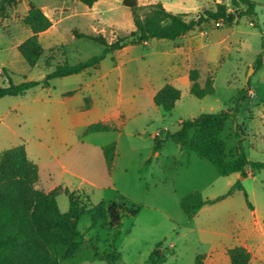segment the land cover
I'll use <instances>...</instances> for the list:
<instances>
[{"label": "rangeland", "instance_id": "rangeland-1", "mask_svg": "<svg viewBox=\"0 0 264 264\" xmlns=\"http://www.w3.org/2000/svg\"><path fill=\"white\" fill-rule=\"evenodd\" d=\"M40 7L52 25L38 35L44 53L34 66L26 64L17 45L31 35L23 18L28 2ZM142 6L164 1L170 11L197 15L229 0H137ZM256 2L255 16L232 25L209 21L175 40L149 39L107 53L97 68L55 77L23 95L0 98V157L5 149L24 145L27 157L38 165L36 187L44 191L68 188L79 193L90 208L100 202L121 207L119 235L108 220L91 224L90 214L77 223V250L61 264H108L93 257L118 251L116 264H154L153 250L163 257L157 264H230L228 248L248 245L256 253L253 264H264V170L220 175L206 159L186 152L171 140L153 151V136L178 128L181 120L201 113L229 112L221 134L228 157L238 155L264 161V62L254 68L263 50L264 0ZM175 4V5H173ZM167 9V8H166ZM257 24L254 26L253 23ZM134 30L131 11L121 0H97L86 6L77 0H22L0 16V84L7 69L14 84L41 81L58 63L69 65L100 55L103 46L74 31L101 34L107 42ZM54 56L47 65V58ZM198 81H213L214 93L197 98L189 93L188 72ZM165 84L181 92L170 111L153 103ZM245 89V99L233 112L234 100ZM89 98V109L84 108ZM96 122L116 130L87 132ZM240 140V141H239ZM116 143L109 169L101 147ZM150 160L146 163L147 160ZM240 182L247 193L234 188L215 202L204 204L188 218L181 197L197 190L205 199L225 195ZM58 209H68V197L59 192ZM137 212L131 214L130 209Z\"/></svg>", "mask_w": 264, "mask_h": 264}, {"label": "trees", "instance_id": "trees-1", "mask_svg": "<svg viewBox=\"0 0 264 264\" xmlns=\"http://www.w3.org/2000/svg\"><path fill=\"white\" fill-rule=\"evenodd\" d=\"M22 0H0V16L5 14L9 6H13ZM86 6H92L97 0H77ZM121 4L131 11L134 30L127 36L117 37L113 42H107L101 35H86L74 31L77 38H86L103 46L100 55L91 57L85 61L69 65L65 61L58 63L55 69L46 74L41 81H23L14 84L7 69L3 70L4 81L0 84V98L4 96L23 95L27 90L41 84L49 86V80L55 77L80 73L87 68H97L100 60L110 52L122 49L127 45L144 43L149 39L175 40L188 31L201 27L209 21L232 25L247 16L253 18L256 14V2L254 0H229V6L216 2L214 9H204L197 15L189 16L186 13L167 10L161 2L140 5L137 0H121ZM24 24L31 30V35L17 45V50L24 62L34 66L44 53L38 35L47 30L52 22L43 10L32 2H28ZM253 23V22H252ZM254 26L257 24L253 23ZM264 47V43H262ZM54 56L48 57L46 64ZM264 53L259 52L254 61V68L263 65ZM199 72L190 69L188 72L189 93L197 98L214 93L211 77H206L204 84L200 85ZM245 89L239 91L234 100L233 112L245 99ZM181 92L171 84L162 86L153 96V103L164 111H170L175 102L180 98ZM90 99H85L84 108L89 109ZM229 112L201 113L195 117L181 120L174 131H167L163 136H153V151L157 152L162 143L171 140L178 144L186 152H193L208 160L215 170L222 176L231 173H239L241 177L247 175L246 167L251 171L264 170V161L248 160L239 146L237 156L228 157L225 153V143L221 134ZM116 130L110 124L96 122L90 124L87 132H104ZM240 141V140H239ZM106 166L110 169L116 153V143L109 142L101 147ZM148 159L146 161L149 162ZM38 165L27 157L24 145H17L5 149L0 157V264H61V260L69 258L77 250L80 233L77 223L80 218L90 214L91 224L96 225L100 221L108 220L110 227L115 229L112 241L115 242L119 235L121 223V207L116 202H100L90 208L83 203L76 191L68 188H54L44 191L36 187L38 182ZM243 190L240 182L233 184L225 195L205 199L197 190H193L181 197L179 206L188 218L194 217L204 204L215 202L231 193L232 189ZM59 192H64L68 197V209L62 213L58 209L55 197ZM247 200V193L243 190ZM131 214L137 212L136 208L129 210ZM93 257L105 260L108 264H116L119 252L98 253L94 243ZM159 244L153 250L156 256L154 264L160 263L163 257L158 253ZM230 264H249L250 252L242 245H237L226 250ZM201 256L197 258V264H202Z\"/></svg>", "mask_w": 264, "mask_h": 264}, {"label": "crops", "instance_id": "crops-1", "mask_svg": "<svg viewBox=\"0 0 264 264\" xmlns=\"http://www.w3.org/2000/svg\"><path fill=\"white\" fill-rule=\"evenodd\" d=\"M159 2H161L162 5H163L165 8H167V10H170V7L167 6L166 3H165L164 1H159ZM173 5H175V4H173ZM182 37H183V35H182ZM144 43H146V42H144ZM125 47H126V46H125ZM119 50H121V49H119ZM115 51H118V50H115ZM113 52H114V51H113ZM242 246L246 247V248L248 249V251L250 252V261H249V264H253V261L257 260L255 251H254L250 246H248V245H245V244H244V245H242Z\"/></svg>", "mask_w": 264, "mask_h": 264}]
</instances>
